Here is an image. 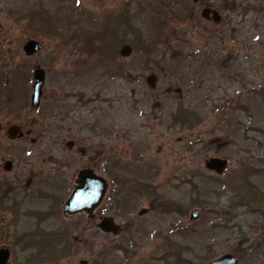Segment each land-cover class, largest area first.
I'll return each instance as SVG.
<instances>
[{"label": "rangeland", "instance_id": "1", "mask_svg": "<svg viewBox=\"0 0 264 264\" xmlns=\"http://www.w3.org/2000/svg\"><path fill=\"white\" fill-rule=\"evenodd\" d=\"M14 1L0 0V51L8 55L7 62H29L31 75L37 64L49 74L51 66L55 72L80 68L86 74L85 81L73 79L69 74L70 83L106 84L102 89L104 100L119 97L113 103V115L119 118L118 136L103 138L106 152L116 150L115 154L124 162L142 167L137 172L120 169L116 175L103 163L99 170L110 181L101 214L113 215L119 223L133 221V229L105 233L94 230L98 219L91 222L85 216L82 225L87 233L70 235L72 245L58 264H80L82 259L90 264L100 260H114L117 264H207L235 249L245 256L240 264L252 262L251 254L257 257L254 264H264V172L259 169L264 166V103H259L262 95L255 99L251 93L264 87V0L181 1L175 10L193 6L196 15L169 17L166 25L161 23L169 42L158 43L155 53L147 60L142 53L153 52L148 46V38L154 34L152 20L157 27V22L172 15L161 7L152 8L151 2L155 0H44L45 8H51L52 13L63 1L68 8L65 18L61 16V22H57L45 17L47 21H43V15L32 24L27 20L17 21L16 8L11 6L17 7ZM21 1L33 5L36 0ZM205 3L220 12V21L202 17ZM80 9L83 23L75 20ZM70 18L75 22L68 23ZM70 28L78 35H73L75 41L64 44L61 37L72 36ZM170 29H175L176 35ZM30 38L40 40L43 50L27 58L23 46ZM84 44L92 47L82 51ZM126 45L131 52L126 57L118 55V61H133V80L119 77L97 81L104 67L101 52L113 47L119 53ZM156 68L165 72L156 71L160 81L154 90L147 86L145 77ZM132 87L135 90L131 94ZM46 89L49 99L51 80L46 81ZM102 104L112 106L105 101ZM189 106L196 107L201 117V120L194 117L192 127L183 126L177 115L180 108ZM245 107L249 108L248 112ZM251 117L254 122L250 121ZM239 120L242 122L238 123ZM47 124L43 129L47 130ZM215 156L229 161L221 175L206 167V161ZM248 169L250 176L242 188V175ZM200 173H207L215 183L227 185L228 189L241 186L239 192L249 200L241 208V218L219 223L220 216L215 215L213 221L218 226L206 225L208 215L213 214L193 202L203 201L205 197L190 196L192 180L197 182ZM137 179L139 183H151L154 193L137 184ZM129 185L139 193L132 191L131 206L125 207L126 203L118 206L117 192L126 190L130 196ZM163 202H180L182 207L166 209L160 206ZM146 208L149 211L140 215ZM195 209H200L197 217L192 216ZM202 226H205L203 234L210 238L201 242L194 236L200 235ZM118 244L123 249H117ZM211 249L213 256L207 258ZM19 255L12 252L11 264H16L17 259L23 264L25 254Z\"/></svg>", "mask_w": 264, "mask_h": 264}, {"label": "flooded vegetation", "instance_id": "2", "mask_svg": "<svg viewBox=\"0 0 264 264\" xmlns=\"http://www.w3.org/2000/svg\"><path fill=\"white\" fill-rule=\"evenodd\" d=\"M155 1L151 2L152 8L156 7L159 10L161 7L172 13V15H165V25L169 17L196 15L193 6H186L184 10L181 8L175 10L176 6L184 0ZM193 1L198 2L199 0ZM204 9H216L209 3H205L201 11L204 19L214 20L212 12L209 13L210 18L203 16ZM129 18L130 15L127 16V22ZM75 37L62 36L61 39L66 42L64 44H70ZM26 42L23 46V53L27 58H32L43 50V43L40 41L42 49L28 55L25 51ZM91 47L92 45L84 44L81 49L85 51ZM123 49L118 53L112 47L108 52H101V66L104 65V67L97 75V81L115 80L119 77L125 78L126 81L133 80V61L129 63L118 61V55L126 57L131 52L124 54ZM154 53L144 52L142 56L146 55L144 59L147 60ZM7 56L0 51V115H6L0 116V234L2 235L0 251L9 252L8 264H11L12 252H19V257L25 254L23 264L60 263V259L68 254L72 245L70 235L73 232L79 235L87 233L86 226L82 225L85 216L91 222L99 220L94 230L103 231L101 222L104 217H113L115 222L121 225L120 232L124 229L132 230L133 221L119 223L115 216L101 214L100 207L105 199L94 210L92 216L85 211L72 215L64 213V205L78 184L80 173L83 170H91L95 174L104 176L99 172L103 163L109 165L107 168L113 170L116 175L120 169L124 171L126 169L142 170V167L136 163L124 162L116 155L117 153L115 154L116 150L109 154L103 145V138L110 139L118 136L117 120L119 118L113 115L115 111L113 103L118 102L119 97L116 95L111 98V101L104 100L102 89L106 84L103 82L70 83L69 74L74 76L73 79L85 81L84 75L86 74L80 68H75L74 71L60 69L55 72L54 66H51L49 74L45 67L37 64L31 75L28 73L31 66L29 62L20 61L13 64L7 62ZM79 62L82 64L81 61ZM39 68L44 69L46 76L40 102L35 105L32 98L35 72ZM156 69L151 70L145 77L147 86L154 90L157 89L160 81V76L156 71L165 72L163 68ZM150 75H155L154 86L148 81ZM47 80L52 82L49 99L46 95ZM131 90L132 94L134 87ZM168 90L170 88L167 92ZM104 101L107 104L111 103L112 106L104 107L102 104ZM156 101L159 105L160 100ZM106 107L107 110H105ZM109 119L111 122H108ZM46 122H48L47 130L43 129ZM137 184L154 193L151 183H139L137 179ZM129 186L130 196L126 190L117 192L115 203L118 206L122 207L124 203H126L125 207L131 206L132 193H139L134 186ZM109 190L110 181L108 192ZM148 211L149 208L142 209L140 215ZM54 223H58L56 228H47L46 225H54ZM20 260L17 259L15 263L22 264ZM95 262L96 264H117L114 260ZM80 264H90V262L82 259Z\"/></svg>", "mask_w": 264, "mask_h": 264}, {"label": "trees", "instance_id": "3", "mask_svg": "<svg viewBox=\"0 0 264 264\" xmlns=\"http://www.w3.org/2000/svg\"><path fill=\"white\" fill-rule=\"evenodd\" d=\"M19 1V3H18ZM21 0H15L14 2L17 4V7L14 5H11L13 8H16V19L17 21L21 22L24 20H27L29 22V24L34 23V21H36L39 17H43V21L46 20V18L49 19H53V21L57 20V22H61V16H64L65 18V13L67 12L66 7H64L63 4H65L63 1L61 3V5H59L58 9H55L54 12L51 11V8L46 7L45 8V2L44 0H36L34 2L33 5H29V3H26V5L24 4V2H20ZM66 6V4H65ZM68 6V5H67ZM157 7H159L158 5H156ZM46 9V10H44ZM155 10H157L156 7H154ZM165 12H167L166 10H164ZM73 12V11H72ZM13 13V12H12ZM81 13H83V10L80 9L79 12V17L77 19H75L77 21V23H83V19L81 18ZM48 16H51L50 18ZM72 16V15H71ZM46 17V18H45ZM59 17V18H58ZM36 18V19H35ZM40 19V18H39ZM72 18L69 19V22H75V21H71ZM47 21V20H46ZM166 21V20H165ZM161 23H163V25H165L164 20L161 21L160 23L157 22V27L154 23V20H152V29L151 32H153L154 34L148 38V46L151 48L150 50H153V52L156 50V46L158 45V43L160 42H169L166 29L162 28ZM107 25V24H105ZM57 30V29H56ZM160 30L158 33H156L155 31ZM69 34L70 35H78V33H74L72 32V28H70L69 30ZM170 33H173L176 35V30L175 29H170ZM158 37V38H156ZM251 93L253 94V97L255 99H258L259 95H262L263 99L261 98V102L259 103H264V87L261 88H257L254 91H251ZM252 97V98H253ZM258 103V101H256ZM226 106V105H225ZM224 106V107H225ZM248 107H245V110ZM181 110H179L178 112V117L180 118L181 124L183 126L188 125L189 127H192L195 123L193 122L194 117L196 116L198 118V120H201L200 117V113H198V109L196 107H185V108H180ZM247 112L249 111V108L246 110ZM191 116V117H189ZM251 122H254L252 117L250 119ZM242 120H239L238 123H241ZM240 128V127H239ZM244 133H246L247 129H244ZM248 139V137H247ZM260 144H262V142H260ZM252 168V167H251ZM260 171L264 172V166L259 168ZM137 172V171H136ZM242 188H245L244 186L246 185V182L248 180V177L250 176L249 174V169H248V173L242 175ZM197 182H195V180H192V187H191V191H190V196L191 198L193 196H204V200L198 202V200H193V202L197 205L202 206L205 210L208 209V212L212 213V216L208 215V212L206 211V215H208V219H206V225L212 223L213 227H217L218 225H216V223H214L213 219L215 215L220 216V219H218L219 223H227V222H231L233 220H237L238 217L243 216L242 215V206L243 204H245V202H249V200H247V198L245 196H242V193L239 192L241 186L238 185L237 187L233 186L231 188L228 189L227 185H224L220 182L215 183L214 179L212 177H209V175L207 173H200L198 175V180H196ZM180 206L182 207V203L180 202H176V203H168V202H163L162 203V207L166 208V209H180ZM240 212V213H239ZM245 213V212H244ZM243 213V214H244ZM203 228H205V226L199 227V233L198 236H194L197 237L199 241H207L208 238L210 237H206L207 235L203 234L204 230ZM210 231H212V228L210 229ZM205 238V239H204ZM212 238H215V235L212 233ZM247 238V237H246ZM194 240V238H192V241ZM200 242V244H202ZM170 245V244H169ZM260 246V245H259ZM258 246V247H259ZM260 248V247H259ZM117 249H123L120 247V244H118ZM257 251V250H256ZM233 253H235V255H237L240 258V261H242L243 259H245V256L243 254V252H241L240 250H234ZM181 254H179L178 257H180ZM213 256V251L212 249L209 251L208 257ZM251 258L252 262H248V264H254L255 260L257 259V257L255 258L253 256V254H251V256L249 257ZM240 264V263H239Z\"/></svg>", "mask_w": 264, "mask_h": 264}, {"label": "water", "instance_id": "4", "mask_svg": "<svg viewBox=\"0 0 264 264\" xmlns=\"http://www.w3.org/2000/svg\"><path fill=\"white\" fill-rule=\"evenodd\" d=\"M212 12V18L215 21H220V14L217 10L204 9L202 14L204 17L210 18L209 13ZM42 49V44L37 39H30L25 44V51L28 55H32ZM131 51L129 45L124 46V54ZM45 71L39 68L35 72L33 103L38 105L42 93V87L45 82ZM155 75L148 77L149 83L154 86ZM229 164L228 159L215 156L206 161V167L212 172L219 175L223 174ZM109 189V181L105 176L95 174L91 170H83L80 173L78 184L72 192L70 198L64 205L65 215H72L78 212L85 211L90 216L93 215L94 210L101 205ZM200 209H195L192 212L193 217H197ZM101 228L105 232H112L118 234L121 230V225L116 223L113 217H104L101 222ZM9 252L7 250L0 251V264H8ZM239 258L235 254L226 253L218 258L213 259L207 264H239Z\"/></svg>", "mask_w": 264, "mask_h": 264}]
</instances>
